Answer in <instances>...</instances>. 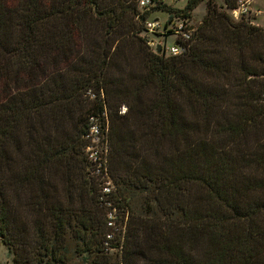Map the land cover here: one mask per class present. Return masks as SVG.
Returning <instances> with one entry per match:
<instances>
[{"label":"trees","instance_id":"obj_1","mask_svg":"<svg viewBox=\"0 0 264 264\" xmlns=\"http://www.w3.org/2000/svg\"><path fill=\"white\" fill-rule=\"evenodd\" d=\"M136 1L112 0L102 13L97 0H24L20 11L0 0V238L14 264H64L74 243L91 264H264V28L231 16L238 0H225L228 12L209 1L191 39L179 41L184 52L168 56L148 47L144 23L153 11L138 12ZM201 1L155 10L168 9L167 24L174 16L192 23ZM76 9L94 11L107 23L102 36L118 37L106 47L96 41L85 57L72 29L81 30ZM158 34L164 41L171 32ZM121 44L139 55L138 73L126 75ZM41 57L54 68L72 61L49 72ZM92 117L109 126L113 200L127 213L123 243L116 232L107 236L88 160ZM136 127L149 148L168 142L157 164ZM17 199L29 221L19 220Z\"/></svg>","mask_w":264,"mask_h":264},{"label":"rangeland","instance_id":"obj_2","mask_svg":"<svg viewBox=\"0 0 264 264\" xmlns=\"http://www.w3.org/2000/svg\"><path fill=\"white\" fill-rule=\"evenodd\" d=\"M13 3L14 7H18L19 9L18 11L22 10V3L24 0H10ZM101 6L98 12H106L109 9H111V6H107L112 0H97ZM209 1L215 5H217L218 7H223V9L225 11H229L226 4H225V0H202L199 5L193 10L192 12V24L197 26L200 24V22L202 21L203 17L206 15L207 12V5L209 3ZM188 0H179L176 1L174 3H171V6L173 9H184L186 4H187ZM103 4V5H102ZM135 7L137 9L138 12H140L139 10V6H138V0L135 3ZM76 13H77V23L79 24V29L81 28V30H77L76 27H73L72 29L75 30V39H76V45L79 46L81 52H84V56L86 57H91V55L93 54L94 49L97 47V42L100 43V46L102 47H106L108 46V42L110 39L117 38L118 34L117 33H113L112 35L108 34L107 36H102L105 32L107 27V23L106 20L104 18H99L98 16H96L94 14V11H81V9H76ZM170 12L168 11V9H157L155 11L152 12V15L148 18L150 19H156L159 18V22L163 23V25H165L168 20H169V16H170ZM174 14V13H173ZM102 16V14H101ZM79 18V19H78ZM177 16H174V20H177ZM243 19L245 21H250V23L252 22V25H256L259 27L264 28V0H253L252 3V14L248 15V16H243ZM134 20L136 21L137 18L136 16L134 17ZM236 20V19H235ZM170 28H173L172 24H169ZM160 34L157 33V36H154V38L156 40H160L159 37ZM106 37V38H105ZM176 39V35L171 34L167 40L166 45L167 46H172L174 44V41ZM113 40V42H114ZM103 49V48H102ZM120 49H122V52L119 53L120 56V61L122 62L121 65L124 66L125 61L124 59L127 58L130 62L131 65L130 67H128L125 71L126 75L131 73V70L133 69V72L136 74L138 73L139 70L142 69L141 65V61L139 60V55L138 58L135 57V50L133 48H131L129 45H124L121 44L120 45ZM45 57H41V59H43ZM72 61V59H70ZM71 61H67L66 63L61 62L58 65V68H54L52 66V63L50 58H45V63H42L45 66H48L49 72H54V71H58V70H63L65 72L66 67H69L71 64ZM50 63V64H48ZM141 64V65H140ZM52 66V67H51ZM118 74H123V73H118ZM49 75L44 76L45 78H48ZM128 76V75H127ZM39 79H41L40 81L44 80V77L42 75L38 76ZM39 81V82H40ZM127 84L132 85L131 88L133 89L134 87H136V83L135 82H131V81H126ZM78 94V98H80V102L79 103H84L82 97L86 96L83 95V91L77 92ZM75 94V93H74ZM89 94V92H88ZM150 94H147V96H149ZM92 96V95H91ZM92 98V97H90ZM86 100V97H85ZM68 103H65V107H68ZM74 107V104L72 105ZM127 111V107L123 106L121 108L120 113L124 114ZM51 120V119H50ZM65 120H66V126L67 127H71L73 128L75 126V122H73V120L70 117V113H67L65 116ZM64 121V120H63ZM74 125V126H73ZM53 130V129H52ZM133 131L135 133V136L142 138L139 143L147 146V148H145V152L146 154H148V161L150 162H154L155 164H157L160 160L161 157L165 154L169 153V145L167 141L163 142V147L160 148L159 151H156V149L154 147L149 148L150 144L149 142L146 140L145 137H143L142 133L143 131L139 128H133ZM27 156L31 155L32 152H30V149H25ZM11 152L13 155H16V157H18V160H21L22 163V158L21 156H18V151L16 149V147H12ZM25 153L22 155L24 158ZM27 156L25 157L27 159ZM32 156V155H31ZM59 175H56V186L58 188V190L63 191L65 188V184H64V180H66V176L64 175L65 172L61 169L58 170ZM79 174V170H76V175ZM75 175V174H74ZM63 194V193H62ZM29 201L33 202V199H31L30 197L28 198ZM89 202V199H88ZM89 203H92L91 200ZM15 204L16 206L19 207L18 209V217L19 220H26L29 221L31 218V210L30 211H23V207L25 206V203L23 202V200H15ZM137 202L135 199H133V209L135 210V212H138V206H137ZM34 217V216H33ZM42 219H45V217H41ZM33 233L34 232H29L28 234V238L31 240L30 242L33 243L34 241V237H33ZM68 235L71 237L72 232L68 233ZM69 243L71 242V239L69 240ZM74 243V242H73ZM31 245V244H29ZM33 246V245H32ZM69 250H68V254L65 257V263L64 264H91L90 261H86L85 257L86 254L85 253H81L80 251L76 250L75 247V243L73 245H68ZM31 251V250H30ZM14 255L12 252L9 251V249L7 248V246L2 242L1 238H0V264H14ZM33 264H38L37 259L34 260L33 262H31Z\"/></svg>","mask_w":264,"mask_h":264},{"label":"built area","instance_id":"obj_3","mask_svg":"<svg viewBox=\"0 0 264 264\" xmlns=\"http://www.w3.org/2000/svg\"><path fill=\"white\" fill-rule=\"evenodd\" d=\"M179 0H139V7L142 11H155V8L163 5H171ZM253 0H238L237 7L230 11L231 16L240 20L243 16L252 14ZM150 17V16H149ZM145 24V37L146 43L150 49L158 52V47L161 46L160 53H165L168 56H179L185 48L179 41L186 42L192 37V30L194 25L187 18L178 17L177 20L169 24L173 25L170 28L169 24L163 25L159 22V18L146 20ZM176 35V39L172 46H167V40H156L154 36L156 33L163 35L168 34ZM163 39V36L161 37ZM109 126H102L95 118H91V124L86 134V138L90 140V145L87 148L88 160L92 166V176L96 177V182L100 187V203L107 209V224L111 232L108 233V238H113L115 232L121 238L122 243L125 240L127 230V213L118 210L114 204L113 194L115 192V184L110 176V159H109ZM114 231V232H113ZM111 253H115L117 249L110 247Z\"/></svg>","mask_w":264,"mask_h":264},{"label":"water","instance_id":"obj_4","mask_svg":"<svg viewBox=\"0 0 264 264\" xmlns=\"http://www.w3.org/2000/svg\"><path fill=\"white\" fill-rule=\"evenodd\" d=\"M162 49H161V46L158 47V52H160Z\"/></svg>","mask_w":264,"mask_h":264}]
</instances>
